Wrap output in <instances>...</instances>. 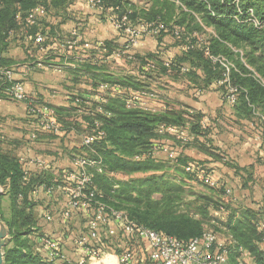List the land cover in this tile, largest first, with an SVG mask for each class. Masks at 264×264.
I'll return each mask as SVG.
<instances>
[{
	"label": "crops",
	"instance_id": "1",
	"mask_svg": "<svg viewBox=\"0 0 264 264\" xmlns=\"http://www.w3.org/2000/svg\"><path fill=\"white\" fill-rule=\"evenodd\" d=\"M123 4L132 11L133 7H150V0L140 4L124 0ZM109 14L111 9L104 12L90 0H74L64 10H49V14L36 24L38 30L34 33L19 32L1 55L5 65L13 69L15 79L23 83L30 101L52 107L63 129L58 134L45 133L39 130L27 103L0 98L2 152L18 159L26 175L46 172L62 183L52 186L51 190L41 187L33 194V198L42 203L35 210L41 235L56 240L66 256V261L58 264H87V251L80 237L86 234L95 215V208L69 206L72 183L67 176L74 171L75 158L84 155L83 142L92 129L80 134L72 128L68 131L60 123L57 111L76 105L71 101L78 96L84 100L76 118L81 122V115L89 116L94 104L98 111L103 99L108 104L109 98L120 93L127 94L125 102L134 95L140 96L132 106L138 109L182 113L184 125H171L173 129L160 126L157 129L159 137L147 155L175 168L170 170L175 177L173 181L190 191V200L206 197L217 205H210L211 223L217 228L221 227L215 221L225 224L232 215L239 218L246 210L259 214L261 222L264 219V114L258 110L249 118L243 117L236 102L228 99L222 84L205 87L201 82L194 83L188 77L189 65L171 69L170 63L187 48L179 45L172 35L164 36L162 41L147 36L125 55L117 57L116 51L124 47L127 37L115 29L107 18ZM74 30L80 33L78 44L69 49L59 48L55 38H68ZM38 33L46 35L45 51H39L33 42ZM100 43L106 44L107 51L98 48ZM150 55L155 58L149 59ZM84 64L97 65V74L109 75L117 82L127 79L131 84L122 87L111 81L96 83L94 74L86 71ZM198 74L203 75L201 71ZM165 149L175 151L178 160L170 161ZM188 166L193 167L192 172L186 171ZM112 175L127 180L145 174ZM204 179L212 180L215 187L206 184ZM8 189L9 185H0L1 209L5 215L10 205ZM198 203L204 201L200 199ZM228 232L225 228L222 231L228 237L224 242L233 244ZM118 234L109 237L102 229L101 250L112 254L131 252L132 264H152L147 242L136 240L129 244L119 240ZM7 235L8 228L0 216V241H6ZM242 258L245 264L253 263L247 251Z\"/></svg>",
	"mask_w": 264,
	"mask_h": 264
},
{
	"label": "trees",
	"instance_id": "2",
	"mask_svg": "<svg viewBox=\"0 0 264 264\" xmlns=\"http://www.w3.org/2000/svg\"><path fill=\"white\" fill-rule=\"evenodd\" d=\"M73 2L0 0L2 63L5 65L1 55L8 50L14 36L24 30L29 33L38 30L36 25H25L32 9L40 5L49 14V10H64ZM104 2L100 7L104 12L111 9L112 14L113 8L120 6L123 13L130 12L133 22L163 23L166 29L156 37L159 41L166 35H172L179 45L188 47L170 63L171 69L178 70L189 65L191 71L188 77L196 84L201 82L205 87L213 83L221 84L228 73L220 61L206 55V50L215 59L224 58L231 67L229 84H222V88L227 92L229 86L237 89L236 108L239 114L246 118L258 110L264 114V0H150V7L130 8L133 12L124 6V0ZM177 28L180 36L175 33ZM208 29L212 33L207 34ZM202 34L207 36L204 42L199 39ZM153 58L155 56H149V59ZM83 68L94 74L96 83L111 81L122 87L131 84L127 79L117 82L109 75L97 74V65L84 64ZM198 71L203 75L200 76ZM126 97L127 94L120 93L109 98L108 104L103 107L108 116L99 113L87 117L81 115L82 122L77 120L78 110L84 105L81 101L76 103L77 98L82 99L79 96L71 101L76 105L57 111L60 123L68 131L72 128L78 134L88 132L98 120L106 132V137L96 140L92 146L95 155L89 148H82L85 156L100 158L103 164V173L93 171L92 188L99 201L126 212L141 225L182 241L202 236L206 226L221 232L225 228L234 240L228 248L230 264H238L243 251L252 255V264H264V230L260 229L259 214L246 210L239 218L232 215L225 224L215 221L221 227L217 228L211 223L210 213V205H217L206 197L200 198L204 201L202 204L198 203V198L190 200V191L173 181L175 177L170 170L174 167L147 155L159 137L157 129L161 125H184L183 114L130 109L126 105ZM95 107L94 104L91 109ZM113 173L145 175L123 180L114 177ZM60 182L46 172L26 175L18 159L5 154L0 148V185H9L7 195L10 201L9 213L5 215L0 199V216L9 235L4 247V264H51L46 259V248L35 211L42 203L34 199L33 194L41 187L57 186L62 184ZM94 208L91 205L89 210ZM118 236L126 243L136 241L124 237L123 232ZM103 243V240L97 243L100 249Z\"/></svg>",
	"mask_w": 264,
	"mask_h": 264
},
{
	"label": "built area",
	"instance_id": "3",
	"mask_svg": "<svg viewBox=\"0 0 264 264\" xmlns=\"http://www.w3.org/2000/svg\"><path fill=\"white\" fill-rule=\"evenodd\" d=\"M95 7L104 5V0H90ZM47 16L44 7L38 5L27 15L25 25L27 27L36 25L41 19ZM109 21L115 29L127 37L124 47L116 51L117 57L125 55L127 50L142 42L147 36L157 37L166 29L163 23H134L129 13H123L120 6L113 8V13L108 16ZM180 36V31H175ZM80 33L77 30L71 32L68 38L57 36L55 43L61 49L72 48L78 44ZM33 42L39 51L46 50L47 38L43 33H38L33 37ZM86 48L89 45L85 46ZM102 51H107L105 43L98 46ZM188 48V47H187ZM206 55L220 61L226 68L227 74L221 84H229V72L231 65L224 58L215 59L206 50ZM39 65V64H38ZM230 102L235 103L237 100V89L228 87L227 92ZM0 98H8L17 102L28 104L30 114L36 118L39 130L45 133L58 134L63 129L58 123L55 111L48 105H36L30 101V97L25 91L24 85L14 77V71L11 67L4 65L0 60ZM140 96L134 95L127 102L128 108L132 107L134 102L138 101ZM107 100L103 99L97 112L103 113V105ZM163 129H173L171 126L161 125ZM106 137V132L99 121L94 123L91 133L85 137L83 146L92 149L96 140ZM170 161H177L178 155L175 151L165 149ZM193 167H186L187 172H192ZM103 173L104 168L100 158L93 159L88 156H79L74 161V171H71L67 180L75 184L77 188L70 192L69 206L73 209H88L91 205L95 206V215L90 221L86 234L80 237V243L87 251V264H132L133 256L131 252L121 254H112L102 251L97 243L100 239V231L105 229L109 237L116 236L123 232L124 235L139 241L147 242L150 248V261L152 264H230L229 263V245L221 242L218 235L209 230L205 231L202 236L193 238L189 241H182L172 235L161 231L150 229L138 222L132 220L124 211L115 210L99 201L98 195L93 187L94 172ZM204 182L211 187L215 183L210 179H204ZM51 190V187H47ZM67 216L69 213H66ZM260 229L264 230V220L260 222ZM118 234V235H119ZM43 244L46 248V259L51 264H58L66 261V256L60 248L58 242L54 239L43 238ZM243 251L239 264H245Z\"/></svg>",
	"mask_w": 264,
	"mask_h": 264
},
{
	"label": "rangeland",
	"instance_id": "4",
	"mask_svg": "<svg viewBox=\"0 0 264 264\" xmlns=\"http://www.w3.org/2000/svg\"><path fill=\"white\" fill-rule=\"evenodd\" d=\"M132 1H136V3H138V4H140V3H142V2H144L145 0H132ZM207 34H209V33H212V31L210 30V29H208L207 30ZM206 34H202V37L201 38H199L202 42H204L205 41V39H206ZM34 65V64H33ZM36 66V65H35ZM127 66H129V65H127ZM129 67H131V66H129ZM83 99H80V101H82ZM80 101H78L77 103L78 104H80ZM84 101V100H83ZM101 104V103H100ZM79 110H81V108L79 109ZM90 111V113L92 114V113H99V114H104V115H107L108 116V114L105 112V110L103 111V113H100V112H97V110L94 108V109H90L89 110ZM83 112V111H82ZM93 115V114H92ZM98 121V120H97ZM96 122V121H95ZM94 122V123H95ZM100 122V121H99ZM101 123V122H100ZM94 127V124H93V126L90 128V129H92ZM89 133H91V132H89ZM83 148V147H82ZM84 156V155H83ZM77 157H79V155L77 156ZM76 157V158H77ZM75 158V159H76ZM170 168V167H169ZM168 168V169H169ZM69 174V173H68ZM141 176H143V175H137V177H141ZM69 182V181H68ZM70 183V182H69ZM75 188H77L76 187V185L75 184H72V186L70 187V190L72 191V190H74ZM8 215V214H7ZM209 230H211V231H213V232H215L216 234H218V238L220 239V241H222V242H224L225 241V239L226 238H228L225 234H223L221 231H219V230H215L214 228L213 229H210V228H207L205 231H209ZM8 236L9 235H7V236H5L6 237V241H7V239H8ZM43 237H42V239L43 238H50V237H45L44 235H42ZM6 241L4 240V241H0V250H1V254H2V264H4V247H5V243H6Z\"/></svg>",
	"mask_w": 264,
	"mask_h": 264
},
{
	"label": "water",
	"instance_id": "5",
	"mask_svg": "<svg viewBox=\"0 0 264 264\" xmlns=\"http://www.w3.org/2000/svg\"><path fill=\"white\" fill-rule=\"evenodd\" d=\"M0 264H2V254H1V250H0Z\"/></svg>",
	"mask_w": 264,
	"mask_h": 264
}]
</instances>
